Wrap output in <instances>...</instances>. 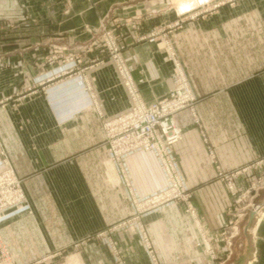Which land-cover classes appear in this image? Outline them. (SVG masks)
<instances>
[{"label":"crops","instance_id":"0c3cea01","mask_svg":"<svg viewBox=\"0 0 264 264\" xmlns=\"http://www.w3.org/2000/svg\"><path fill=\"white\" fill-rule=\"evenodd\" d=\"M214 1L0 0V98L52 75L16 107H0V153L5 151L22 179L32 210L0 226L17 264L71 249L131 217L127 180L139 198L168 183L154 151H133L122 166L109 154L103 122L132 103L112 61L93 64L100 54L95 49L85 53L78 72L57 77L68 64H48L46 58L76 51L108 15L147 19L153 13L157 22ZM147 27L149 21L143 31ZM172 42L198 99L193 111L177 113L183 134L170 147L178 173L191 186L196 215L180 202L143 214L159 264H264V188L256 192L255 210L247 213L231 249L222 234L231 204L264 176V0L221 5L186 23ZM161 47L141 42L124 51L147 104L174 85L173 64ZM243 168L230 189L225 175ZM112 234L126 264H152L135 228ZM105 243L80 248L84 264H116Z\"/></svg>","mask_w":264,"mask_h":264},{"label":"rangeland","instance_id":"374dc122","mask_svg":"<svg viewBox=\"0 0 264 264\" xmlns=\"http://www.w3.org/2000/svg\"><path fill=\"white\" fill-rule=\"evenodd\" d=\"M201 1H204V0H201ZM236 1L237 0H215L212 3H206V4L199 6L198 8L189 10V11L182 13V14H179V15H175L170 19H166L163 21H157V22H154V18H156L157 15H155L153 13H151L150 16H148V18L146 17L147 19H145L143 17L142 18H140V17H135V18L134 17H126V18L118 20V19L114 18L112 15H108V17H105V19L102 20L97 31H93L92 29L89 30V32L91 34H93V36L90 38V41L79 44L77 46L76 51L69 52L66 55H63L62 57H58L57 53H53L49 57L46 58V62L48 64H53L57 60L61 59L65 64H68L67 66H65L64 69H62L61 71H59L55 75L57 77H61V76L66 75V74H72V73L78 72L80 70V68H79L80 64L85 59V53H89V52L94 51L95 49H98L100 51V54H99V56H95L93 58V60H92L94 62L93 64L100 62V60H102V59H110V61H112L113 65L115 66V69H116V71L120 77L122 84L124 85V87L126 88V90L128 91V93L130 95L128 85L123 80V78L120 75L119 70L117 68L118 57H120L124 61V63L128 67L130 75L132 76V72H131V69L128 65V62L125 58L124 51L127 48H129L131 45L141 43V42L157 43V44L162 45L161 49L163 50V52L166 54L167 58L173 64L174 85H175V82H176L178 76L180 75V72H182L184 77L186 78V80L188 82V85H189L191 91L193 92L192 87H191L190 82H189V79L187 77V74L183 68V65H182V63H181V61L177 55V52L175 50V47L173 45L172 34L175 33L177 30L182 29L186 23L196 21L198 19H203L207 15L214 13L221 5H224L226 3L233 4ZM168 8L172 9L171 5H168ZM148 21L150 23V27H147L145 29V31H143V26H145L146 22H148ZM113 42L115 43V45L118 44V47H120L118 49L119 53L117 52V54L115 53V51L113 49V47H114ZM51 79H52V75L45 74L44 78L41 79L40 81H36L35 84H31V83L26 84L20 89H16L14 87L12 93H10L9 95H7L5 97L0 98V107H5V105H7V104H10L12 107H16L19 103H21L25 99V97L28 94H31L36 90L35 87H37V86H41V88L45 87V83L47 81H50ZM132 79H133L134 83L137 85V82L134 80L133 76H132ZM174 85L169 90L168 94L175 87ZM137 88H138V86H137ZM138 90H139V88H138ZM193 94L195 96V101H193V103H191V105L185 107L184 109H190L192 111L194 110V106H195L198 99H197V96L195 95L194 92H193ZM140 95H141V92H140ZM154 102H152V103H154ZM148 105H150V104H148ZM184 109H182V110H184ZM176 115H175V118H176ZM109 119H111V118H109ZM106 120H108V119L104 120L103 127H104ZM176 122L178 123L177 118H176ZM178 125H179V123H178ZM104 131H105V128H104ZM182 134H183V131H182ZM105 136H106L105 141L107 143L109 154H110L111 158L113 159V156L110 152V144L107 140L106 132H105ZM176 143H174V144H176ZM170 154H171V152H170ZM4 166L12 167L14 172H15V169H14L8 155L5 153V151H2L0 153V168L4 167ZM175 167H176V165H175ZM244 169L245 168L239 169V170L235 171L234 173H231L229 175V177H228V175L227 176L225 175V177H227L226 183L228 184L230 189L234 188V186H233L234 182L231 178L235 177L237 174H239ZM16 175H17V173H16ZM18 179L20 181L21 188H22L23 193L25 195V199L22 201L21 204H13V205H11L5 209V211L9 215L6 214V216L2 217V220H0V226L4 222L9 221V220L17 217L18 215H20L23 212H28V213L32 212L30 203H29L28 198H27V195L25 194V191L23 189L22 179L19 176H18ZM232 183H233V185L231 187L230 185ZM184 184H185V186L188 190V193H189L188 194L189 195L188 200L170 201V202L184 203L186 208H187V211L191 214L192 217L195 218L196 209H195V206L193 204V192H192L191 186L188 184L187 181H184ZM165 187H167V185ZM164 188H162V189H164ZM262 188H264V176L258 177L256 180L251 181L249 184V187L245 191L240 192L238 197L231 204L230 211H229L230 217L228 219L227 224L222 229L223 230L222 234L226 237V243L228 245V249H231V247L233 246L234 239L240 235L241 229H242V224L244 223V221L247 218V216H246L247 213L250 210H252V211L255 210L254 197H255L256 192ZM161 190H159V191H161ZM159 191H157V192H159ZM157 192H155V193H157ZM155 193H153L147 197H150V196L154 195ZM144 198H146V197H144ZM144 198L137 197V199H144ZM132 201H133V196H132ZM167 203H169V202H167ZM133 204H134V202H133ZM19 206H20V208H19ZM134 207H135V205H134ZM158 207H156V208H158ZM156 208H154V209H156ZM21 209H23V210H21ZM151 210H153V209H151ZM151 210H149V211H151ZM192 210H194L195 213L192 212ZM136 213H137V210L135 207L134 214H136ZM134 214L129 218H126V219L119 221L118 223L114 224L113 226H111L109 228L96 231L95 233H92V234L87 235L86 237H83L82 239L77 241L75 244H73L71 249H67L66 247H62V248L58 249L55 254H52L49 258L41 259L38 261H33V262L28 263V264H78V263L84 264L81 256L78 253L80 248H84L85 246H87L88 243H95L97 240H101V239H106L105 245L107 246V248L112 253V255L114 257V262L116 264H126L125 258H124L123 253H122L123 249L118 244V241L115 240L112 232L116 231L117 229L128 230L131 228H135L136 231L141 235L143 246L145 247V249H146V251L150 257L152 264H159L160 261L158 260V258H157V261L152 259L150 252L146 248V244H145V241L143 238V232L141 231V228L139 226H137L136 223H133V224L127 225V226H120L119 225L123 221L131 219L134 216ZM142 216H141L140 222H142V225L144 227V231L149 236V234L146 230V227L143 224ZM133 222H135V221H133ZM70 261H71V263H70ZM225 262L226 261H219L218 264H225ZM249 262L247 264H249ZM215 263L211 261L207 264H215ZM0 264H17L11 258V253H10L9 249L6 247L5 243L2 241L1 235H0Z\"/></svg>","mask_w":264,"mask_h":264},{"label":"built area","instance_id":"2783aa9c","mask_svg":"<svg viewBox=\"0 0 264 264\" xmlns=\"http://www.w3.org/2000/svg\"><path fill=\"white\" fill-rule=\"evenodd\" d=\"M113 46L115 53H119L118 49L120 47H118V44L115 45L113 42ZM117 68L128 85L132 103L127 111L106 120L104 124L113 160L122 166L123 158L130 152L137 150L154 151L161 161L168 181L167 187L161 191L150 197L137 199L127 180L137 213L131 219L123 221L119 225L127 226L136 223L143 232L146 248L150 252L152 259L157 261L151 239L144 231L140 220L145 212L167 202L188 200V190L175 167L174 158L171 156L169 149L171 145L182 137V129L176 122L175 115L185 107L191 105L195 101V96L183 73L180 72L175 82V87L171 92L148 105L142 99L128 67L120 57L117 59ZM230 186L232 187V184ZM24 199L25 195L13 168L10 166L1 167L0 220L6 214L9 215L5 211L7 207L13 204H21ZM192 212L195 213L194 210ZM202 238L207 244L206 235H202ZM251 263L252 260L249 264Z\"/></svg>","mask_w":264,"mask_h":264},{"label":"bare ground","instance_id":"6f19581e","mask_svg":"<svg viewBox=\"0 0 264 264\" xmlns=\"http://www.w3.org/2000/svg\"><path fill=\"white\" fill-rule=\"evenodd\" d=\"M70 263H71V261H70ZM79 264V263H78Z\"/></svg>","mask_w":264,"mask_h":264}]
</instances>
